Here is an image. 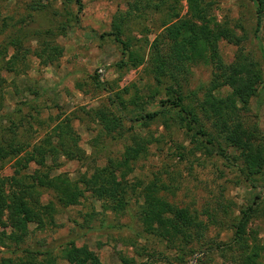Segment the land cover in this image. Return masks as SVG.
Wrapping results in <instances>:
<instances>
[{
    "label": "rangeland",
    "instance_id": "obj_1",
    "mask_svg": "<svg viewBox=\"0 0 264 264\" xmlns=\"http://www.w3.org/2000/svg\"><path fill=\"white\" fill-rule=\"evenodd\" d=\"M81 2L82 11L78 13L76 0H0V27L5 23L0 33V47L16 32L35 34L51 29L53 33H41L40 40L45 37L63 48L53 65H42L30 55L24 65L19 64L17 73L0 70L4 79L0 139L9 138L14 129L26 143H37L55 121L70 117L88 157L83 161L60 157L62 165L53 174L64 172L75 179L83 172H91L94 166L103 165L108 156H119L132 135L138 134L151 140L147 154L133 164L128 176V181L137 186L133 197L138 199L132 198L128 209L115 215L103 210L100 201L88 193L78 204L63 207L50 190L42 189L41 202L55 201L54 223L43 229L31 224V234L19 247L0 244V261L25 259L28 255L25 249L49 248L57 256V264H68L61 257L60 249L73 240L76 245H86L96 252L103 264H118L121 255L146 264H235L224 251L225 246L232 239L234 222L251 206L246 229L263 247L259 260L264 264V169L256 176L257 181H249L241 171L243 164L237 153L225 146L221 137L216 144H221L228 158L208 151L202 146L203 137L187 130L177 109L154 119H133L138 113L158 110L160 99L170 96L168 88H178L169 77L158 83L146 61L149 42L159 33L165 12L145 11L141 17L133 15L123 24L121 38L129 42L137 57L144 58L142 64L125 70L114 65L121 58L120 45L107 33L113 21L127 11L126 0ZM186 9L187 0H181L180 14L185 15ZM212 14L222 30H231L241 39L239 45L226 39L218 42V51L225 63L233 61L240 51L262 70L263 82L240 115L246 126L256 124L264 134V28L255 32L253 0H214ZM24 42L31 49L37 44L35 36H28ZM11 53L9 49L8 55ZM186 67V75H177L182 85L177 91L186 95L185 104L199 105L203 93L197 88L209 81L213 67L202 61L190 62ZM230 90L226 84L220 91L225 95ZM101 107L115 113L121 111L123 118L120 137L101 136L98 144L101 147L96 151L99 147H91V141L100 127L90 113ZM197 115L205 129L212 132L211 120L199 110ZM15 159L8 157L4 161L0 175L9 176L14 172ZM47 163L51 164L50 159ZM38 167L29 163L24 172L32 173ZM152 181L161 184L159 194L169 203L187 207L210 222L200 241L172 244L143 230L138 215L142 202L139 190Z\"/></svg>",
    "mask_w": 264,
    "mask_h": 264
},
{
    "label": "trees",
    "instance_id": "obj_2",
    "mask_svg": "<svg viewBox=\"0 0 264 264\" xmlns=\"http://www.w3.org/2000/svg\"><path fill=\"white\" fill-rule=\"evenodd\" d=\"M126 2L127 11L118 20L113 21L111 31L107 33L120 45L121 58L114 65L118 69L125 67V70H129V67L142 64L144 59L143 56L137 57V52H134L129 42L121 38L124 33L123 24L133 15L141 17L145 11L165 12L159 33L149 42L146 61L150 73L158 83L161 84L164 78L169 77L178 85L176 89L168 88L170 96L160 99L158 110L138 113L133 119H154L170 109H177L187 130L203 137L204 148L228 158L229 155L224 152L221 144H216L217 138L221 137L225 146L231 147L242 161L241 171L245 177L249 181H257L256 176L261 175L264 169V134L256 124L246 126L240 111L247 109L250 99L256 95L259 85L263 82V73L256 62L240 51L229 63H225L220 57L218 42L221 39L237 45L241 39L231 30H222L219 27L212 14L214 0H187L185 15L180 14L181 0ZM76 4L79 13L82 11L81 0H76ZM253 4L257 32L264 28V0H253ZM29 8L35 10L33 6ZM77 17L75 16L76 19ZM4 29L5 23H2L0 33ZM41 33L48 35L53 33V30L47 29ZM41 33L16 32L7 39L0 47V70L17 73L19 64L24 65L30 55H34L42 65H53L62 55L63 48L45 37L40 40ZM28 36H35L37 41L32 49L24 42ZM145 42L147 44L148 40ZM9 49L12 53L8 55ZM197 61L211 64L213 71L209 81L197 88L203 93L201 103L187 105L184 103L186 95L177 91L182 87L178 76L186 75L187 64ZM95 78H98V74ZM2 83L4 79L0 76V106L3 102ZM226 84L231 90L223 95L220 90ZM193 94L195 92H192ZM138 98L136 96V99ZM197 110L211 120L212 132L205 129ZM120 112L115 113L101 107L90 113L100 127L97 136L91 141V147H99L96 151L101 147L98 146L101 136H110L111 139L120 137L123 118V113ZM71 121L70 117L55 121L50 131L37 143H26L14 129L10 131L9 138L0 139V170L8 157H16L14 172L9 176L0 175L1 245L13 244L19 247L31 234V224L37 229H43L46 225L54 223V214L57 212L55 201L41 202L42 189L50 190L56 202L63 207L78 204L88 193L100 201L103 210H110L115 215L124 213L132 198L138 199L133 197L136 195L137 186L128 181V176L133 164L147 154L151 140L133 134L131 142L124 146L119 156H108L103 165H96L91 172H83L72 179L64 172L53 174V171L62 165L60 157L70 161H83L88 157L79 143V135L73 130ZM29 146H32L31 149L25 150V147ZM21 151H25L22 156L19 155ZM48 159L51 164L47 163ZM32 162L39 167L32 173L24 172ZM160 190L161 184L158 185L156 181L144 185L139 190L142 202L138 206V215L143 230L161 236L169 243L180 241L188 244L191 241H200L210 222L202 220L196 212L187 207H177L169 203L159 194ZM251 211V206L242 211L233 224L232 239L225 246L224 251L228 252V257L235 264H261L259 259L263 247L254 236L248 235L246 229ZM24 251L28 254L25 259L14 261L11 258H3L0 264H57V256L49 248ZM60 253L68 264H103L96 252L86 245H76L73 240L66 242ZM118 264L146 262H138L133 257L121 255Z\"/></svg>",
    "mask_w": 264,
    "mask_h": 264
},
{
    "label": "built area",
    "instance_id": "obj_3",
    "mask_svg": "<svg viewBox=\"0 0 264 264\" xmlns=\"http://www.w3.org/2000/svg\"><path fill=\"white\" fill-rule=\"evenodd\" d=\"M100 71H101V69H100Z\"/></svg>",
    "mask_w": 264,
    "mask_h": 264
}]
</instances>
